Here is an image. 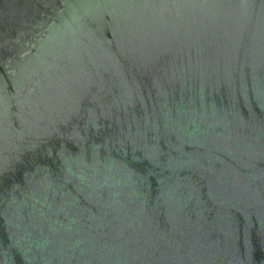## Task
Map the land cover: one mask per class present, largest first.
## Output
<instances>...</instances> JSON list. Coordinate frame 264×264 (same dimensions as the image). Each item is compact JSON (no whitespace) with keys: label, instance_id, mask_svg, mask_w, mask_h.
<instances>
[{"label":"water","instance_id":"water-1","mask_svg":"<svg viewBox=\"0 0 264 264\" xmlns=\"http://www.w3.org/2000/svg\"><path fill=\"white\" fill-rule=\"evenodd\" d=\"M0 264H264V0H0Z\"/></svg>","mask_w":264,"mask_h":264}]
</instances>
